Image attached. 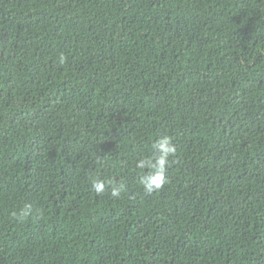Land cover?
<instances>
[{
    "label": "trees",
    "instance_id": "trees-1",
    "mask_svg": "<svg viewBox=\"0 0 264 264\" xmlns=\"http://www.w3.org/2000/svg\"><path fill=\"white\" fill-rule=\"evenodd\" d=\"M0 264H264V0H0Z\"/></svg>",
    "mask_w": 264,
    "mask_h": 264
},
{
    "label": "clouds",
    "instance_id": "clouds-1",
    "mask_svg": "<svg viewBox=\"0 0 264 264\" xmlns=\"http://www.w3.org/2000/svg\"><path fill=\"white\" fill-rule=\"evenodd\" d=\"M65 57L63 55L59 58V63L63 64ZM154 152L149 157H142L136 161V168L143 170L144 174L140 177V184L143 190L151 194L161 190L167 183L165 176L166 167L169 164L170 157L176 153V146L172 143L169 136H161L153 143ZM93 190L97 195L103 194L106 191V184L104 181L97 180L93 182ZM125 190L123 183L112 185L110 195L114 198H119L122 191ZM31 206L25 205L14 217L18 221H23L31 215Z\"/></svg>",
    "mask_w": 264,
    "mask_h": 264
}]
</instances>
